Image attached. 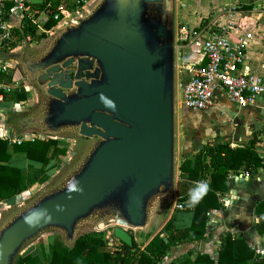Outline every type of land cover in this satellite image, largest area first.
<instances>
[{
  "label": "water",
  "instance_id": "95a60500",
  "mask_svg": "<svg viewBox=\"0 0 264 264\" xmlns=\"http://www.w3.org/2000/svg\"><path fill=\"white\" fill-rule=\"evenodd\" d=\"M63 26L41 54L16 55L42 92L40 111L21 128L92 143L0 228V264H14L49 230L71 244L91 220L97 232L112 230L109 246L131 247L130 231L145 229L157 201L174 194V0H99Z\"/></svg>",
  "mask_w": 264,
  "mask_h": 264
},
{
  "label": "crops",
  "instance_id": "0c3cea01",
  "mask_svg": "<svg viewBox=\"0 0 264 264\" xmlns=\"http://www.w3.org/2000/svg\"><path fill=\"white\" fill-rule=\"evenodd\" d=\"M193 3L198 6L197 9L202 12V16L196 18V16L193 17L192 14L190 19L183 21L179 25H187L189 27L196 26L204 19L214 18L219 13L220 8L228 5H235L239 8L237 32L239 34L248 33L251 36L247 46L245 63L242 71L264 80V0H193ZM33 9L41 11L35 6ZM44 18L45 17H40L39 19ZM6 22L12 39L11 48L3 54V59L7 62L8 56H16L21 46H27L24 40L31 39L33 42L32 44H34L35 40H38L39 33H42L43 27L39 25L41 31L38 29L32 30L31 27L24 25L19 14H7ZM32 44L29 43V50L32 48ZM23 48L25 49L23 53L27 56H36L30 54V51L28 52L26 50L27 47ZM182 49H184L187 56H190V54L193 56L190 62L202 61L199 42L183 46ZM11 74H0V91L8 94L6 99H3L2 93L0 94V138L7 140L9 144H13L14 140H20L21 142L23 140L52 138L50 134L43 133L37 127L29 126L24 129L21 128L22 122L25 119L36 115L40 111L42 100L40 99L38 105L31 110L30 108L26 109V107H22L21 103L28 99V88L24 89L20 87L16 90L10 89V85L13 83L11 81ZM185 78L186 75L184 74L180 83L178 82L177 84V82H174V97L176 89H178L182 96V85ZM22 80H24L27 85H34L29 83L24 75L22 76ZM37 88L39 89L38 86ZM18 95H23L25 97L23 100H19ZM180 101L178 104L179 106ZM193 112H195L193 114L198 115L197 118H199V120L198 123L193 122V135L182 138L181 134V139L178 144L183 156L180 161H183L185 158L191 159L203 145L227 143L230 147L235 148L246 144L252 139L254 133L264 131V97L256 99L254 105L246 108H238L236 105L229 103L222 95H217L214 105L211 108L205 111ZM175 121L176 117L173 115V126L174 123L176 124ZM189 125L191 124L189 123ZM184 126L186 125L183 122L181 129ZM32 128L37 131L35 133H26L27 129L29 130ZM173 135L174 152L177 148L175 127ZM58 146L63 147L59 141ZM255 152L259 157L264 156V132L260 135V141L256 145ZM52 156L57 158L62 157L54 155L53 150L49 153L51 161H53ZM10 164L20 168L25 173L27 186L29 174L32 172L39 173L40 167L28 161L23 154H12ZM39 178L40 177L37 179ZM208 181L209 179H207V182ZM225 185L226 191L220 196L223 208L211 210L208 213L205 239L194 243L189 242L187 238L174 241L158 264H170L171 262L175 264H185V258L191 252L200 254L206 253L215 259L220 245V239L227 234L242 237L248 246L254 250L257 260L264 261V234H258L256 232L255 223L257 219L253 212L255 205L264 200V169H257L256 173L253 175L248 172L240 171L237 173H230ZM26 194L27 190L14 197L12 200L15 201L16 198H26ZM176 204L177 202L174 194L170 198L159 199L152 210L148 226L143 230L130 231L132 241L135 242L140 251H143L148 242L160 232L163 240H166V242L164 241L165 243H167L166 237H169L170 240L173 239L171 230L163 231V228L169 221L176 229H184L190 225L192 213L188 211H176ZM164 206L169 207L166 212H164ZM153 224L154 228L150 231ZM90 234L92 233L90 232ZM55 240L56 239L51 235H47L42 242L28 246L25 251L22 252L19 264H48L51 256L52 243ZM119 244L117 240L113 241V245L116 247ZM25 257H29V260L26 262L24 261Z\"/></svg>",
  "mask_w": 264,
  "mask_h": 264
},
{
  "label": "trees",
  "instance_id": "16d2710c",
  "mask_svg": "<svg viewBox=\"0 0 264 264\" xmlns=\"http://www.w3.org/2000/svg\"><path fill=\"white\" fill-rule=\"evenodd\" d=\"M47 3L50 7L43 28L50 30L61 18L60 15L54 18L61 0H45L42 5L35 7L43 10ZM1 93L3 99L8 97L7 93L0 91ZM24 97L18 95L19 100H23ZM263 132L254 133L246 144L235 148L227 143L203 145L191 159L185 158L180 161L174 196L183 209L176 211L191 212L192 219L190 225L184 229H176L170 221L165 225L163 231L171 230L172 240L166 237L167 243H165L160 232L148 242L143 251H140L132 241L131 247L121 243L117 247L113 246L112 248L116 250L111 253L108 251L109 241L104 237L103 232L97 233L98 235L88 233L76 237L71 244L59 240L53 241L48 264H158L174 241L185 238L191 243L202 241L205 239L209 211L223 208L220 196L226 191L225 182L228 175L239 171L253 175L257 169H264V156L259 157L255 152ZM52 150L54 155L64 156L66 153V149L59 147L58 141L52 138L23 140L13 144L0 138V204L10 202L27 190L25 173L10 164L12 154H23L28 161L40 167V173L50 166L52 161L49 153ZM39 173L36 178L40 176ZM198 181L204 182L205 189L197 194L195 206L189 207V190L196 187ZM253 212L257 219L255 230L258 234H264V200L255 205ZM28 260L29 257L24 258L25 262ZM184 263L264 264V261L257 260L254 250L242 237L227 234L220 239L215 259L206 253L191 252Z\"/></svg>",
  "mask_w": 264,
  "mask_h": 264
},
{
  "label": "built area",
  "instance_id": "2783aa9c",
  "mask_svg": "<svg viewBox=\"0 0 264 264\" xmlns=\"http://www.w3.org/2000/svg\"><path fill=\"white\" fill-rule=\"evenodd\" d=\"M97 1L61 0L54 16H61L57 25L50 30H42L41 34L58 30L69 20L83 16ZM48 7L49 3L45 8ZM44 9L34 10L29 0H0V74L12 73L3 59V53L11 48L12 41L6 15L19 14L25 26L41 31L39 23L44 24L47 17ZM238 13L237 6L228 5L220 8L214 18L204 19L196 26L176 27L174 34L183 43L181 46L199 42L202 53V61L188 62L185 67L186 78L180 101L185 110L205 111L214 105L217 95H222L238 108L254 105L256 99L264 97V80L242 71L251 36L237 32ZM13 143H20V140ZM175 209L182 210L183 206L177 203Z\"/></svg>",
  "mask_w": 264,
  "mask_h": 264
},
{
  "label": "rangeland",
  "instance_id": "374dc122",
  "mask_svg": "<svg viewBox=\"0 0 264 264\" xmlns=\"http://www.w3.org/2000/svg\"><path fill=\"white\" fill-rule=\"evenodd\" d=\"M197 4V3H196ZM198 6L193 3V0H174V33L176 27L179 26L180 23L183 21L190 19L192 17L196 16H202V12H200L198 9ZM47 15L48 8L44 9ZM68 18V17H67ZM47 19V17H46ZM239 21V18H237ZM196 20V19H195ZM71 20H69L66 24L70 23ZM65 24V25H66ZM41 27H43V24L41 22L39 23ZM64 27V26H63ZM63 27H60L58 30H52L50 33H45L41 34L39 33L38 35V40H35L34 44H32V40H24V43L27 46H21V48L18 50L19 53H23L25 50L23 47H27V51H30V54L34 55H39L42 52H44L53 42L55 37L59 35V33L62 31ZM44 30V28H43ZM174 82L180 83L184 77L185 74V67L187 66V63L192 61V55L187 56L184 52V49H182L183 43H181L178 40V37L175 36L174 34ZM29 43L32 44V48L29 50ZM185 46V45H184ZM5 53V52H4ZM3 53V54H4ZM17 54V55H18ZM8 63L10 64V67L12 69V74H11V81L13 82L10 85V89H19L20 87L27 89L28 88V99H26L23 103H21L22 107H26V109H33L38 105L42 92L37 88L36 85H27V83L22 80V68L21 64L19 63L18 59L16 56L7 57ZM10 75V74H9ZM174 109H175V117H176V124L174 123V127L176 129V134H177V148L174 150V182L178 179V166L180 164V159L183 156L181 153V149L179 147V140L181 139V134L182 138L185 137H190L193 135V122L198 123L199 118L197 114H193L195 112L185 110L180 106L179 101L181 99V94L179 93L178 89L175 91V97H174ZM26 103V106H25ZM180 122V123H179ZM185 123L186 126H184L181 129V125ZM189 123L191 125H189ZM37 130L32 128V129H27L26 133H35ZM50 137L52 139H56L59 141L61 146H63L67 153L62 156V157H54L52 156L53 161L51 162L50 166L45 168L42 172H40V178L37 179L35 178V175H37L38 172H32L28 176V186H27V194L26 198H16V200H11L10 202L6 204H1L0 205V228L7 223L11 216L16 213L19 209H22L26 207L31 201H33L35 198H37L39 195L42 193L46 192L47 190L53 188L59 181H61L68 173L71 171L75 166L79 163L85 152L90 148L91 146V141L84 139L80 136L77 135V133L72 132V131H64L60 132L58 134H50ZM67 145V146H66ZM173 205V204H171ZM164 212L169 208L168 206H164ZM154 228L153 226L150 228V231ZM90 232L93 235H98L97 233L103 232L102 234L104 237H108L109 239L112 238L111 232L112 230L109 228L107 230H102V231H95V223L93 220L84 222L79 225L78 230L75 234V238L84 235V234H90ZM51 235L54 237L56 240H60L64 243V236L62 233L56 230H49L46 231L39 236H37L34 240L30 241L24 247L21 249L19 254L17 255L14 264H19L22 252L25 251V249L34 244V243H40L46 236ZM103 237V236H101ZM109 244V242H108ZM116 247L115 245L108 246V251L111 253L115 251L113 250L112 247Z\"/></svg>",
  "mask_w": 264,
  "mask_h": 264
},
{
  "label": "clouds",
  "instance_id": "9594fccd",
  "mask_svg": "<svg viewBox=\"0 0 264 264\" xmlns=\"http://www.w3.org/2000/svg\"><path fill=\"white\" fill-rule=\"evenodd\" d=\"M205 185L203 181L196 182V187L189 190V207L195 206L197 194L203 192Z\"/></svg>",
  "mask_w": 264,
  "mask_h": 264
}]
</instances>
